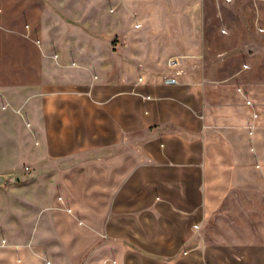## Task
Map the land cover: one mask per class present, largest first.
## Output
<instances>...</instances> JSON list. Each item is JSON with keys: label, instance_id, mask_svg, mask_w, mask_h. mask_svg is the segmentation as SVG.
<instances>
[{"label": "crops", "instance_id": "crops-1", "mask_svg": "<svg viewBox=\"0 0 264 264\" xmlns=\"http://www.w3.org/2000/svg\"><path fill=\"white\" fill-rule=\"evenodd\" d=\"M47 3L23 34L33 30L40 41L44 83L73 84L59 96L44 92L42 102L56 123L50 131L42 125L45 145L37 151L38 159L55 153L52 202L41 209L50 214L40 210L26 232L17 224L0 232V264H264V227L237 229L233 219L250 220L258 205L264 213V99L255 97L243 63L252 54L214 55V36L203 26L196 34L190 21L184 50L175 38L179 49L165 57L174 64L130 59L127 37L116 61L96 63L110 40L87 31L98 20L66 15L80 3ZM234 36L216 41L229 46ZM3 174L12 176L6 191L16 177ZM236 200L255 211L224 206ZM48 219L59 241L48 240Z\"/></svg>", "mask_w": 264, "mask_h": 264}, {"label": "rangeland", "instance_id": "rangeland-1", "mask_svg": "<svg viewBox=\"0 0 264 264\" xmlns=\"http://www.w3.org/2000/svg\"><path fill=\"white\" fill-rule=\"evenodd\" d=\"M50 1L60 7L70 1L75 5L80 3L79 10L65 9L66 15L81 22H84L85 14L89 22L92 18L98 20V24H88L87 31L110 40L106 42V56L95 57L96 63H102L104 59L116 61L124 54L121 52L124 51V37H127L125 49L134 56L130 59L144 63L163 59L164 64L167 61L174 64L177 58H165L179 49L173 39L182 38L179 42L180 51H183L184 36L190 33L189 22L192 21L198 35L203 26L205 35L214 36L215 40L211 42L214 55L221 52L217 54L221 56L227 48H232V52L252 54L243 60L248 67L244 76L252 82L255 97L264 99V0H0V174L10 172L16 177L8 190L0 189V232L6 233L13 224L23 227L26 232L35 225L40 210L52 202L51 173L54 169L50 167L54 166L55 153L38 159L37 151L39 145H45L40 130L42 125L50 131L56 128V123L52 112L43 107L42 102L48 99L44 92L59 90L56 93L59 96L62 89H70L73 84L44 83V75L39 69L44 56L38 49L40 41L33 30L28 38L23 34L24 24L29 23L35 28ZM119 1L115 12L110 13L109 7ZM137 1H143V5L139 7ZM230 34L235 36L229 46L216 41V36ZM47 43H43L44 47ZM199 64V59L194 62V65ZM224 206L233 212L241 208L253 211L247 202L237 200ZM48 209L41 212L50 214ZM256 210L257 214L250 220L234 215L236 228L242 230L254 226L260 230L264 227V213L259 205ZM13 211L24 214L15 219L11 216ZM43 218L39 227L45 223ZM218 219L215 215L211 221L215 229ZM47 232L48 240L56 238L59 241L52 219L47 221ZM260 234L261 231L257 233ZM50 247L56 248L55 243L52 242ZM47 257L53 260L54 250L48 249ZM58 264L68 263L58 260Z\"/></svg>", "mask_w": 264, "mask_h": 264}, {"label": "water", "instance_id": "water-1", "mask_svg": "<svg viewBox=\"0 0 264 264\" xmlns=\"http://www.w3.org/2000/svg\"><path fill=\"white\" fill-rule=\"evenodd\" d=\"M12 176L10 174H0V187L6 186L8 182H10Z\"/></svg>", "mask_w": 264, "mask_h": 264}, {"label": "built area", "instance_id": "built-area-1", "mask_svg": "<svg viewBox=\"0 0 264 264\" xmlns=\"http://www.w3.org/2000/svg\"><path fill=\"white\" fill-rule=\"evenodd\" d=\"M162 80L166 83H175L176 82V79L174 77H170V76H166V75H163L162 76ZM246 103L247 104H250V101L249 100H246ZM253 115L255 116L256 114L253 113ZM249 132H251V129L249 130ZM25 168L27 169L28 167L25 166Z\"/></svg>", "mask_w": 264, "mask_h": 264}]
</instances>
